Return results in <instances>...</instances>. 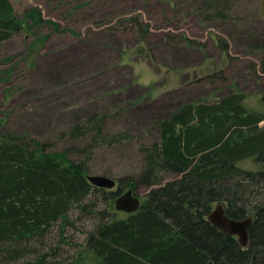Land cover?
Segmentation results:
<instances>
[{
    "label": "rangeland",
    "instance_id": "374dc122",
    "mask_svg": "<svg viewBox=\"0 0 264 264\" xmlns=\"http://www.w3.org/2000/svg\"><path fill=\"white\" fill-rule=\"evenodd\" d=\"M10 1L18 14L38 6L44 19L54 20L65 30L55 33L45 24L41 32L50 37L35 59L25 60L30 39L23 32L0 43V131L24 132L58 144L59 134L73 123L95 111L107 112V133L130 136L89 149L85 153L89 174L119 179L122 189L135 183L141 205L150 202L152 189L181 179L186 172L149 159L159 152L155 122L178 106L212 101L238 89L245 95V106L262 116L264 130V72L260 69L264 50L248 45L256 37L264 40V0H230V18L205 25L198 18L202 9H215L223 0ZM132 19L133 25L124 22ZM183 36L200 42L203 49L187 45ZM217 39L226 40L227 52L217 46ZM9 56L16 70L6 77L2 72L9 66L3 60ZM194 71L199 75L192 77ZM213 71L221 72L225 80L206 76ZM216 161L221 164L214 167ZM200 163H210L222 186L213 183L215 178L209 183L208 195L190 209L197 221L191 215L193 223L187 227L193 229L199 216L206 219L207 209L217 204L231 216H252V225L257 207L264 208V158L237 161L205 155ZM148 167L157 181L151 186L143 177ZM116 188L93 187L82 205L69 210L70 224L58 221L37 238L17 243L0 264H92L83 260L86 239L100 224L123 214L114 207L118 195L111 197ZM167 220L173 223L171 217ZM251 225L244 246L235 235L212 234L211 238H218L216 243L236 246V251L225 252L230 264H253L249 259L243 262L237 253L264 252L261 240L254 244L259 237Z\"/></svg>",
    "mask_w": 264,
    "mask_h": 264
},
{
    "label": "trees",
    "instance_id": "16d2710c",
    "mask_svg": "<svg viewBox=\"0 0 264 264\" xmlns=\"http://www.w3.org/2000/svg\"><path fill=\"white\" fill-rule=\"evenodd\" d=\"M232 9L230 0H223L215 9H202L199 22L205 25L216 19H229ZM20 13L10 0H0V43L23 32L30 39L25 60L27 57L35 59L50 37L49 33L42 34V27L48 24L55 33L65 29L54 20L44 19L38 6L27 7ZM124 22L133 25L136 21ZM182 41L203 49L194 39L183 36ZM216 42L221 50L228 51L226 40ZM248 45L255 51L264 50V40L257 37ZM12 59L9 56L3 60L9 66L2 72L6 77L16 70ZM260 69L264 72V67ZM195 75L199 72H191L192 77ZM206 76L225 80L217 71ZM244 102L245 95L233 89L212 101L184 103L158 119L155 124L159 152L149 159L156 164L162 160L166 164L162 167L186 172L181 179L152 189L147 206L140 204L137 211L123 212L121 217H112L100 224L97 232L86 239L83 260L92 264H230L225 252L236 251V246L218 244V238H211L212 234L223 237L222 232L200 216L193 229L187 226L193 223L191 215L197 221L193 207L199 206L200 200L208 195L209 183L215 178L213 183L222 186L216 180V170L210 169V163H200L202 157L214 155L237 161L264 158L262 116L249 110ZM108 118L109 114L103 111L83 117L59 134V146L28 133L0 131V259H6L17 243L37 238L58 221L63 220V225H68L69 210L82 205L94 187L87 180L90 168L85 153L99 143L122 141L130 136L127 132L126 136L108 134L105 128ZM79 141L84 144L74 143ZM219 164L216 161L213 166ZM148 168L143 177L151 186L157 181L153 180L155 172ZM119 183L118 179L112 199L119 194L117 191L121 192ZM134 185L129 188L134 190ZM257 209V217L250 227L259 237L255 245L259 240L264 243V208ZM167 217L172 218V224ZM176 218L178 220L174 221ZM237 256L243 262L249 259L253 264H264V252H240Z\"/></svg>",
    "mask_w": 264,
    "mask_h": 264
},
{
    "label": "water",
    "instance_id": "95a60500",
    "mask_svg": "<svg viewBox=\"0 0 264 264\" xmlns=\"http://www.w3.org/2000/svg\"><path fill=\"white\" fill-rule=\"evenodd\" d=\"M87 180L92 186L97 188L110 189L118 186L115 179L103 175L88 174ZM114 207L116 211L131 213L139 209L140 202L138 197L134 195V191L128 188L120 192L115 198ZM224 211L221 204L216 205L215 208L208 213L207 221L210 223L211 227L218 231L231 236L235 235L240 245H246L248 240V228L251 225L252 216L243 219H231Z\"/></svg>",
    "mask_w": 264,
    "mask_h": 264
},
{
    "label": "flooded vegetation",
    "instance_id": "af4514ba",
    "mask_svg": "<svg viewBox=\"0 0 264 264\" xmlns=\"http://www.w3.org/2000/svg\"><path fill=\"white\" fill-rule=\"evenodd\" d=\"M129 187H127V188H125V189H121V192L122 191H124V190H126V189H128ZM134 191V195H136L137 196V194L135 193V190H133ZM218 205V204H217ZM222 205V204H221ZM222 208L225 210L224 212H225V214L229 217V218H231V219H243V218H234V217H231V216H229V214L227 213V211H226V208H225V206H223L222 205ZM213 209H211V208H209V212L210 211H212ZM208 215V214H207ZM207 215H206V220H207ZM252 220H253V218H252ZM252 223V222H251Z\"/></svg>",
    "mask_w": 264,
    "mask_h": 264
}]
</instances>
